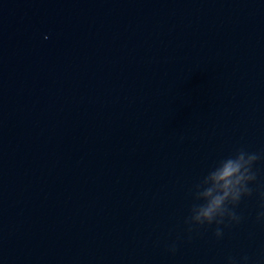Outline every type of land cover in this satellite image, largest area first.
Here are the masks:
<instances>
[{"label":"water","instance_id":"1","mask_svg":"<svg viewBox=\"0 0 264 264\" xmlns=\"http://www.w3.org/2000/svg\"><path fill=\"white\" fill-rule=\"evenodd\" d=\"M264 153V71L151 124L110 150L0 198V264H264V159L239 224L193 226L194 185L238 148ZM175 244L176 251H169Z\"/></svg>","mask_w":264,"mask_h":264},{"label":"clouds","instance_id":"2","mask_svg":"<svg viewBox=\"0 0 264 264\" xmlns=\"http://www.w3.org/2000/svg\"><path fill=\"white\" fill-rule=\"evenodd\" d=\"M261 159H264V153L248 151L244 147L219 159L194 185L191 193L193 202L185 218L188 231L192 232L193 226L216 225L214 235L220 239L224 235L222 225L239 224L242 216L237 213L236 207L243 198L252 196L250 185L257 179L254 166ZM257 221L264 223V205L257 214ZM169 251L175 253V244L170 246ZM248 260L247 256L239 261L230 257L228 264H248Z\"/></svg>","mask_w":264,"mask_h":264}]
</instances>
